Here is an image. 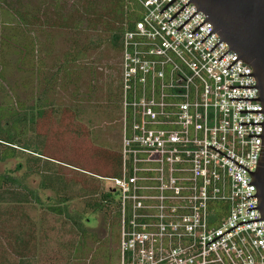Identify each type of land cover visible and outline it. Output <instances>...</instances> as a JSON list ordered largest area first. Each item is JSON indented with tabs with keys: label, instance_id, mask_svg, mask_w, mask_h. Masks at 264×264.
<instances>
[{
	"label": "built area",
	"instance_id": "obj_1",
	"mask_svg": "<svg viewBox=\"0 0 264 264\" xmlns=\"http://www.w3.org/2000/svg\"><path fill=\"white\" fill-rule=\"evenodd\" d=\"M169 1L135 0L140 17L121 37L120 166L100 178L117 193L119 264H264V219L241 223L261 217L246 210L257 206L247 197L256 193L252 174L226 157L255 171L261 138L247 134L262 126L238 122L264 114L238 110H261V101L229 99L259 97L256 87H229L255 85L239 75L253 69L242 59L226 69L237 53L217 60L225 41L209 52L220 36L200 42L208 21L191 33L202 11L176 30L196 6L189 1L168 22L188 0L159 13Z\"/></svg>",
	"mask_w": 264,
	"mask_h": 264
},
{
	"label": "rangeland",
	"instance_id": "obj_2",
	"mask_svg": "<svg viewBox=\"0 0 264 264\" xmlns=\"http://www.w3.org/2000/svg\"><path fill=\"white\" fill-rule=\"evenodd\" d=\"M92 1L102 11L111 2ZM10 2L26 8L38 4V0ZM49 2L62 7L68 20L75 23L80 18L70 9L71 0L44 2L51 15ZM1 19L5 20L4 15ZM40 22L32 19L31 25L23 28L25 40L37 37V50L32 55L41 59L50 81L43 112H34L35 120L23 136L37 153L20 149L16 156L0 161V173L18 177L34 194L17 191L12 185L7 189L15 193L0 189V264H119V225H110L115 219H109L107 210L91 212L85 202L98 199L104 188L113 186L111 180L100 178L110 175L111 156L116 154L120 140L116 100L120 54L106 41L71 60L67 54L74 49L75 40L85 43L84 36L92 33L82 31L85 21L80 28ZM8 44V68L2 82L6 93L0 91V104L11 99L29 106L36 101L39 89L30 74L16 70L15 42L9 40ZM3 148L0 143V153ZM111 195L117 202V193ZM62 198L73 214L83 212V232L71 219L53 212L52 207Z\"/></svg>",
	"mask_w": 264,
	"mask_h": 264
},
{
	"label": "trees",
	"instance_id": "obj_3",
	"mask_svg": "<svg viewBox=\"0 0 264 264\" xmlns=\"http://www.w3.org/2000/svg\"><path fill=\"white\" fill-rule=\"evenodd\" d=\"M46 1L47 0H38V4L26 8V6L20 5L18 2L12 4L10 0H0V18L2 15H4L5 18V20H0V91H5L6 89L2 82L6 80L4 70L5 67L6 69L8 68L7 59L5 57L7 47L10 46V44H8L9 40L15 42L16 48L12 51L17 54V60L14 63L16 70L22 71L26 75L27 73L30 74L32 82H34L36 88L39 89V94L35 98L36 101L29 106L18 104L15 101H11V99L4 104H0V143L4 145L0 153V161L16 156L17 151L20 149L32 150L23 136L35 120L34 112L36 111L37 115H41L43 112L46 99H43V97H45V92L47 90L46 86L50 82L44 75L43 62L37 55H32V53H35L34 51L37 50L35 44L37 37H34L30 41L25 40L26 36L23 28L29 27L31 25L30 23H32V19L35 20L36 23H38L40 19V23L44 25H55L59 28H80L82 22L85 21L81 27L82 31L90 30L92 33H88L84 36L85 43L79 44L77 40L73 43L74 49L70 50L67 55L71 60H75L84 55L88 49L98 48L106 41L119 51L123 32L132 26L135 19L140 17L139 6L136 4L135 0H128L129 4L126 0H110L111 2L108 6L106 5L104 11L96 7V2L92 0H71L72 4H70V9L73 8L74 11L80 15V18H77L74 23L73 19H67V15L61 10L62 7L55 6L51 2H49L48 5L53 11L50 15L44 3ZM65 1L66 0H63V2ZM67 3L68 2L64 4L66 5ZM47 13L49 16L46 17ZM41 15L44 17H41ZM6 30L8 33H6ZM41 50L40 48V51ZM31 59H36V61ZM116 93V100L119 105V83L117 84ZM115 98L114 95V100ZM32 151L37 153V150ZM19 166L20 165H18V167ZM119 166L120 160L117 150L116 154L111 156L110 175L104 176L113 177L117 175ZM11 185L15 186L17 191H22V193L27 192L34 194V191L28 188L18 177L0 173V189L2 193H15V190L7 189ZM111 194H113L111 189L104 188L101 194L97 195L98 199L92 198L85 202V208L91 210V212L105 209L108 211L107 214H109V219H115L110 225H115V223L119 225L117 202ZM69 206L66 198H62L56 202L52 210L55 214L64 215L71 219L79 231L83 232L84 229L81 223L83 212L81 211L80 214L75 212V214H73L69 210Z\"/></svg>",
	"mask_w": 264,
	"mask_h": 264
},
{
	"label": "water",
	"instance_id": "obj_4",
	"mask_svg": "<svg viewBox=\"0 0 264 264\" xmlns=\"http://www.w3.org/2000/svg\"><path fill=\"white\" fill-rule=\"evenodd\" d=\"M172 1L173 0H170L159 11V13ZM189 1L194 3L196 10L176 30H178L198 10L202 11L205 15V19L194 30H192L191 33H193L204 21H208L212 25V30L206 34L200 42H202L212 31H216L220 36L219 41L209 49V52L220 41H225L228 44V49L217 60H219L226 52L232 50L237 53V57L226 67V69L237 59H242L253 69V72L251 73H239V75H253L256 81L255 85H229V87H256L259 92V97H229V99L260 100L262 105L261 110H238V112H263L264 114V0H188L167 21L169 22ZM238 124H260L262 126L260 134H247V136H258L261 138L260 153L255 171L247 169L214 147H211L252 174V178L247 184H253L256 193L248 195L247 197L256 196L257 206L246 208V210L257 208L261 217L241 222L247 223L264 219V117L262 122H238Z\"/></svg>",
	"mask_w": 264,
	"mask_h": 264
}]
</instances>
